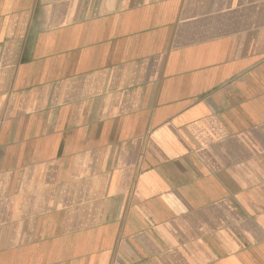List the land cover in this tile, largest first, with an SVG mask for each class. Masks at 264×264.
<instances>
[{
	"label": "crops",
	"instance_id": "0c3cea01",
	"mask_svg": "<svg viewBox=\"0 0 264 264\" xmlns=\"http://www.w3.org/2000/svg\"><path fill=\"white\" fill-rule=\"evenodd\" d=\"M0 264H264V0H0Z\"/></svg>",
	"mask_w": 264,
	"mask_h": 264
}]
</instances>
